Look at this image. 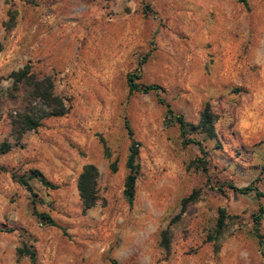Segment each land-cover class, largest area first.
I'll return each instance as SVG.
<instances>
[{
  "label": "rangeland",
  "instance_id": "374dc122",
  "mask_svg": "<svg viewBox=\"0 0 264 264\" xmlns=\"http://www.w3.org/2000/svg\"><path fill=\"white\" fill-rule=\"evenodd\" d=\"M23 64L49 75L69 109L15 141L7 113L17 102L4 95L5 77ZM128 73L158 84L159 96L128 94ZM0 78V142L11 144L0 154V264L264 262V0H0ZM158 97L192 125L208 103L215 138L189 135L203 152L164 122ZM124 121L139 142L130 205ZM85 163L98 170L99 199L82 213L75 183ZM31 169L56 186L29 181L35 209L57 227L37 222L30 193L11 178ZM220 210L214 243L207 235ZM163 229L167 252L158 246ZM23 245L34 262L18 254Z\"/></svg>",
  "mask_w": 264,
  "mask_h": 264
},
{
  "label": "trees",
  "instance_id": "16d2710c",
  "mask_svg": "<svg viewBox=\"0 0 264 264\" xmlns=\"http://www.w3.org/2000/svg\"><path fill=\"white\" fill-rule=\"evenodd\" d=\"M243 1V0H242ZM10 81V86L4 91L6 98L15 100L17 102L16 107L8 111L7 118L9 121V132L10 136L15 141L19 140L21 136L30 130L37 128L44 119L49 117H56L64 115L69 105L65 103V99L55 93L54 83L49 75L37 76L31 71L29 65L23 64L20 68L10 71L6 77ZM138 78L137 74L128 73L126 75L127 93L131 92H154L157 96L161 92V87L158 84H144L136 81ZM1 79V78H0ZM158 102L165 105L164 111V122L167 124L175 123L178 126L179 136L182 138L183 143L192 142L196 144L200 151L203 149L199 141L189 137L190 132L196 130L204 138L213 139L215 138L214 122L216 120L215 113L212 112L208 103H204L201 108L198 119L195 125L189 124L184 121L180 114H175L160 97ZM124 128L129 139V145L127 148V155L125 158L124 166L126 174L123 179L122 196L126 203L130 205L134 196V183L137 178L139 168L136 161L138 153L139 142L134 140L131 129L129 128L126 121H124ZM103 153L108 156L107 148L102 141ZM11 147V144L7 140L0 142V154L7 152ZM108 168L111 172L116 170L114 161L109 162ZM97 177L98 170L92 163H85L81 166V169L77 175L75 188L77 191L78 198L80 200L81 212L85 213L88 209L94 207L98 202L97 195ZM11 178L24 187V189L31 195V206L32 215L36 218L37 222L42 225H48L57 227L56 222L49 216L48 213L43 211H37L35 209V203L39 200L36 194L32 191V186L29 183L30 180H36L41 186L54 189L56 186L36 169L27 171L26 174H11ZM230 187L233 190H237L241 193L253 190L248 186L236 188L232 185ZM196 191L193 190L188 196L181 199L179 213L183 212L185 205L195 199ZM259 195L258 192H255ZM262 209L258 208V212L253 216L254 227L253 235L257 239L259 246L263 244V236L257 231L256 226L258 225L262 217ZM178 216V215H177ZM224 216L220 210V214L216 219L212 233L207 235V239L215 243L216 239L220 236L223 228ZM4 231L3 227L0 226V232ZM169 245V232L167 229H163L159 232L158 246L165 252L168 250ZM215 245V244H214ZM215 245V249H216ZM21 256H26L29 261H35V251L29 245L28 247L23 245L17 250ZM264 264V262L262 263Z\"/></svg>",
  "mask_w": 264,
  "mask_h": 264
}]
</instances>
